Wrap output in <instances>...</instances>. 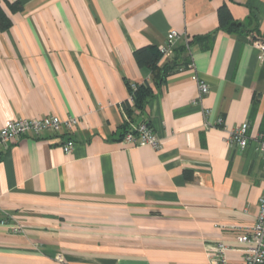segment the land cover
<instances>
[{"label": "crops", "instance_id": "obj_1", "mask_svg": "<svg viewBox=\"0 0 264 264\" xmlns=\"http://www.w3.org/2000/svg\"><path fill=\"white\" fill-rule=\"evenodd\" d=\"M221 7L232 30L220 27ZM0 9L9 20L0 128L79 119L68 154L64 132L0 147V221L11 217L0 223V264H206L217 243L241 264L232 228L254 225L264 194V54L253 45L264 39V0H1ZM171 30L173 57L191 67L154 79L134 52L157 55ZM142 84L152 95L133 115L158 150L122 142V105ZM246 122L240 151L229 132Z\"/></svg>", "mask_w": 264, "mask_h": 264}, {"label": "built area", "instance_id": "obj_2", "mask_svg": "<svg viewBox=\"0 0 264 264\" xmlns=\"http://www.w3.org/2000/svg\"><path fill=\"white\" fill-rule=\"evenodd\" d=\"M179 39V35L176 31H169L165 38L164 45L158 50L161 60L170 61L173 57L175 44ZM253 45L262 54H264V39H257L253 42ZM188 67H191L188 65ZM183 69H178L181 71ZM198 96L201 98L207 93V86L202 81H197ZM134 88V85H132ZM131 102V98L129 99ZM124 119L126 122L128 118L124 113ZM79 125V119L76 117H68L66 119H60L57 116H45L39 119H20L7 122L0 128V147L5 143L17 139L18 137L25 136L28 133H32L36 137L43 132H47L53 135H59L64 132L67 139L62 143V150L68 154L72 151L74 143L69 137L76 127ZM218 125H221V121H218ZM248 123L235 127L229 132L228 143L237 146L242 151L247 145V130ZM65 136V137H66ZM122 142L135 147L149 146L154 150H158L160 147L159 140L154 135L147 123H130L129 128L125 131ZM257 150L264 154V141L260 140ZM9 215H4L0 221L1 224L10 220ZM13 232L19 233L21 226H16ZM233 232L238 233L237 239L240 243L245 245L242 251V263L241 264H264V194L259 199V210L252 227L249 228H232ZM229 251V247L223 243H217L208 249V259L206 264H228L226 260V253Z\"/></svg>", "mask_w": 264, "mask_h": 264}, {"label": "trees", "instance_id": "obj_3", "mask_svg": "<svg viewBox=\"0 0 264 264\" xmlns=\"http://www.w3.org/2000/svg\"><path fill=\"white\" fill-rule=\"evenodd\" d=\"M9 8L11 11H16L19 10L20 5L16 2L10 4ZM218 18L220 27L222 28L227 27L228 29L232 30L233 27L237 26L236 24L234 25V23L232 22L231 17L225 7H221L219 9ZM8 22V18H6V16L0 9V30H5L9 26ZM174 52L176 53L175 50ZM134 57L139 66H147L148 68H150L152 74H154V79L158 78V80H163L168 74L177 72L178 69H184L189 65L184 61L176 59V56H174L170 61H165L164 63H162L163 65L159 67L158 65L161 62V56L159 52L156 55L155 53L147 49H140L135 51ZM129 94L132 103L130 104L129 102H125L122 107L128 118V121L130 123H135L136 118L133 115L134 111H137L142 114L145 109L146 103L151 98L152 94L150 88L146 84L134 85V88H129ZM129 122H125L124 124V132L127 131L129 128Z\"/></svg>", "mask_w": 264, "mask_h": 264}]
</instances>
